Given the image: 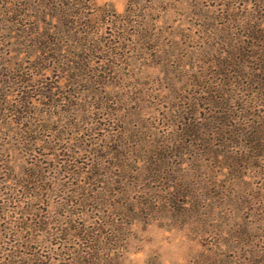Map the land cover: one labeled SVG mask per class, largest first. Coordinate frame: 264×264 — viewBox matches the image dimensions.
Listing matches in <instances>:
<instances>
[{
    "label": "rangeland",
    "instance_id": "obj_1",
    "mask_svg": "<svg viewBox=\"0 0 264 264\" xmlns=\"http://www.w3.org/2000/svg\"><path fill=\"white\" fill-rule=\"evenodd\" d=\"M42 1L0 0V184L14 190L0 197L9 215L0 217V234L10 221L45 220L40 231L4 234L0 255L44 256L39 264L70 258L76 240L58 232L82 222L71 217L86 210L75 191L89 187L95 196L103 189L111 220L119 217L113 206L133 210L104 229L113 234L105 252L113 264H264V106L245 101L243 83L239 101L224 100L230 110L204 103L229 79L219 64L231 50L233 1L94 0L87 52L73 47L69 18L49 11L42 19L62 45L40 53L26 3ZM222 92L213 98H228ZM25 96L27 112L19 106ZM210 109L228 116L215 125L234 143L219 146L215 129L204 126ZM186 122L197 125L196 140L181 135ZM115 146L104 177L85 185L84 172ZM35 173L42 191L19 187L22 175ZM89 202L87 218L98 219L103 212ZM31 208L34 215L22 213ZM27 234L34 243L20 248Z\"/></svg>",
    "mask_w": 264,
    "mask_h": 264
},
{
    "label": "trees",
    "instance_id": "obj_2",
    "mask_svg": "<svg viewBox=\"0 0 264 264\" xmlns=\"http://www.w3.org/2000/svg\"><path fill=\"white\" fill-rule=\"evenodd\" d=\"M232 1L233 2L230 6V21L233 27V34L231 35L233 39L231 44V50L229 52V58L221 60L219 64V66H222L223 68L227 67V70L223 69V71L225 72H221L219 75H221L222 77H229V79L224 80L226 82L223 84L225 85V89L217 87L219 90L223 91V94H221V96H226L228 98L217 97L214 99L213 94L215 93V91L217 92L219 90H211L209 91V93L211 94V99L206 98V102H204L205 105H211L215 109H223L225 111L230 110V105L228 104L229 102L224 100H234V102L239 101L237 97L241 95L237 94V91H241L239 88L241 87V85L243 86V84L246 87L245 91L249 95L248 98L246 97L247 100L245 101H248V99L249 101H258L261 105L264 106V0ZM26 4L27 10L34 11L36 14H32L28 17L31 20V35L35 39L32 46H34L37 51H40V53H47L48 50L50 51V48H52L53 46H58L56 48L61 49V40H59V38H54L56 33L52 31V27L50 26V24L46 23V21L42 19V17H47L46 15L49 14V11L53 12V14H51L52 17H50L52 19L56 16V14L59 16L65 14L64 16L69 18V24L66 23L68 32H71V37L78 39V42H75L76 45H73L75 49H78L81 52H87L89 50L87 43L89 42V39L91 37L90 30L92 29V26H89L85 20H87V17H89V15H91V13L96 9V4L94 3V0H45L42 1L40 4H32L31 2H28ZM86 61L87 58L85 56H81L78 58L77 63L82 65H80V67H86ZM76 76L79 77V75ZM230 77H232V79H230ZM231 93H234L235 97L232 96ZM28 98V96H25L21 100L19 106H23V108L20 110L27 112V106L25 105L29 104ZM193 104H195L193 106V108L195 109V106H198V104L196 102H194ZM210 110H212V112L208 115L209 119L206 120L208 122L204 126H207V128L215 129L213 131L215 132L214 135H216V137L219 136L218 138H216V142L219 144V146L222 145L221 142H223V146H226L227 143H234L235 140L226 137L227 133H225L222 128H218L215 125V123L217 122L227 123L226 117L228 116H219L213 112V109ZM71 113H73V115L75 116L78 115L74 112ZM222 119H224V121ZM185 126H187V129L184 130L182 128L181 135H193L191 137H194V139L196 140L195 130L198 129L197 125H195L194 122H186ZM71 127L76 128L77 126L71 125ZM203 128L207 130V128ZM23 132L26 133L28 131ZM260 132L261 131H259L258 133ZM32 133L34 132L32 131ZM246 136H254L253 131L250 132L248 135L246 134ZM202 140L206 143H208L209 141L207 140L206 135H203ZM40 141L41 139L39 138L28 140V142L33 143V145L39 144ZM260 147L261 146L257 144V148L260 149ZM117 149L118 146H115L113 152H108L105 156H98L97 162L89 166L88 171L84 172L86 174L85 176H88V181L85 182V185L90 186L92 183H95L101 177H104V175L106 174L103 172L105 168L104 161L106 160L108 155L112 157L115 155L116 157ZM208 149L210 150V148ZM95 150L97 151V149ZM212 155L217 157L221 156L220 154H218V152H213ZM255 156L259 157L263 155L259 153ZM226 157L232 158L233 156ZM225 163L227 166H229V168L232 167L234 171L240 172V170H242V167L235 166L234 163L232 164L233 166H231L230 163L232 162L230 161H227ZM38 176L39 175L36 173L29 175L25 174V176L22 175L21 178H23L24 180L23 182L18 183L19 187L27 188L30 184H33L35 187L32 188V190L37 189L42 191V187L38 184ZM109 184L110 183H108V185ZM102 190V188L96 190L98 191L96 192V196L92 193H89V187L84 188V190L77 189V191H75L77 195L81 194V196H83L82 199L79 200L76 205L83 206L86 208V210L81 211V213L79 212V214L77 213V215L71 213V217H81L82 222L76 219L71 220V226L66 225L65 228L59 230L60 232H58V235L68 234V238L73 236L76 240V242L74 243L76 247L69 249V252L71 253L70 258L63 259L62 261L59 260L58 264H113L115 262L114 257L110 258L108 255H105V252L112 251V249L107 248V245L108 243H111V241H113V234L105 233L104 229L115 227L117 226L116 223L124 221L126 222L128 221V219L133 218V210L121 205H118L116 207L113 206V210H118L119 217L117 216L116 219L111 220L110 214L106 211H109V206L111 207L112 205H110L109 199L106 198L105 193ZM13 191L14 190L8 187L5 188L3 184H0L1 198L4 195L6 197L7 193ZM94 191L95 190H92V192ZM91 200L97 203L96 209L99 210L101 213L103 212V214H101L98 219H89L86 216L89 208H94L89 202ZM102 207L107 209L102 210ZM22 213L27 216H31L34 215L35 210L31 208L30 210L23 211ZM0 215V217L9 216L8 212H6L5 210L0 211ZM35 219V221H32L34 223L31 224H24L20 221H10L7 225L3 227L4 233L0 234V240L2 239L4 234H9L10 232L21 235L23 233H27L35 229H37V231L42 230L41 224L44 220L43 217H39L38 219V217L35 215ZM15 235L16 234H14V236ZM24 239H26L27 244L26 246H24V244L20 246V248L23 249L28 248V244L34 243L35 240L33 236L28 234L24 236ZM15 247L17 246L15 245ZM25 258H27V260H25ZM44 259V256H37L35 254L30 253L27 254L26 252L20 251L16 254L0 255V264H39ZM47 264L56 263H54L52 260H49V263Z\"/></svg>",
    "mask_w": 264,
    "mask_h": 264
}]
</instances>
